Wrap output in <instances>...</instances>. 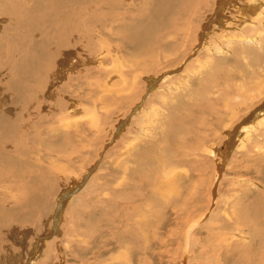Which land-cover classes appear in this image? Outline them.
Returning a JSON list of instances; mask_svg holds the SVG:
<instances>
[{
    "label": "rangeland",
    "instance_id": "374dc122",
    "mask_svg": "<svg viewBox=\"0 0 264 264\" xmlns=\"http://www.w3.org/2000/svg\"><path fill=\"white\" fill-rule=\"evenodd\" d=\"M148 1L144 0V3L140 2L139 5V1L135 0L133 6H130L132 11L137 13L136 7L139 11L138 15L135 13L132 22H137L140 15L154 13L151 0ZM216 1L184 0L179 4V9H186L192 15L190 26L193 29L199 25L198 22L208 17ZM175 2L174 0V4ZM238 2H243L238 3L239 7L244 6L245 1ZM232 11L226 13L227 20L224 21L232 23V26L227 24L228 27L218 28L219 30L226 33L230 30L232 33L238 32L233 30L238 27L233 21L239 18V14L236 15L234 9ZM253 15L257 16L258 13ZM213 17L209 18L212 20ZM163 18L161 17L160 23L165 22ZM173 25L171 23L172 28ZM169 29L171 28L159 32L162 33L161 36L158 34L160 39L166 37L165 40L167 39L169 44L178 40L180 45L170 48L171 50L162 47L161 49L167 50L168 53L155 55L150 60L145 56L149 46L144 48L145 45H139L134 49L121 44L118 47L120 42L117 36L109 41L105 40L109 43L107 45H104L105 41L101 43L103 47L98 46L96 50L93 47L90 51L95 50V52L89 54L87 59H81L82 64L78 70L70 74L65 82H60L61 87L63 83L66 87L64 88L66 93L63 91L62 95L66 96L62 98L66 108L54 111L52 102L47 101L49 104L42 102L43 109L47 106V110L42 112L43 120L37 117L40 124L34 125L36 127L30 126L29 128H32H28L29 130L25 132L26 137L13 138L22 153H11L6 156L7 159L3 157L6 161L0 159V252L5 247L3 255H0V264H27L31 261L35 264H124L125 261L126 264L128 262L130 264H239L238 261L240 264L254 263V261L250 262L252 247L248 248L249 242L245 245L241 241L246 235H251V232L260 230L257 222L264 219V153H262L264 127L259 129L260 133L258 131V134L256 133L257 135L249 140L250 142H247L246 145L249 146L245 145L242 148L240 145L241 149L237 151L238 153L235 152L228 169H225L227 168L224 167L225 165H222V168L216 167L212 151L222 143L226 137V130L231 127L230 125L224 127L227 119L222 123L218 122L219 109L222 111L226 105L224 101L215 102L218 98L213 94L214 88L210 91L212 93L205 88L206 81L209 82L210 75L213 76L209 71L206 73L210 74L205 73V76H200L202 75L200 70L199 76L190 77L192 75L188 73L190 69H200L201 65L197 66L196 62H192L196 67L191 65L190 68L188 67L189 71L185 70L186 66L197 57L202 43L179 67L181 71L177 73L185 70L183 75L176 73L177 76L168 78L166 82H162L163 80L156 82L158 85L156 84L154 88L151 87L152 83L146 86L147 80L174 68L190 53L191 41L188 39L191 37V32L185 31L177 39L174 33H171L173 29L170 31ZM213 29L215 26L211 25L209 32H213ZM116 31L120 32L115 30L113 34H116ZM14 33L19 34V32ZM146 33V31L142 32L143 35ZM183 35H187L188 39ZM158 36L156 35L157 39ZM211 36L212 34L207 37ZM223 45L227 46V44ZM144 49L146 50L142 53L141 50ZM149 49L151 50L152 47ZM70 50L77 59L75 50ZM154 50H158V47L156 49L154 47ZM200 60L204 61L206 58ZM200 60L197 62L200 63ZM77 63L80 65L79 61ZM221 64L219 63L217 67ZM225 65L233 66V61H228ZM120 72L122 77L118 75ZM167 73L169 72L161 76L164 77ZM195 76H198V80L199 77L203 78L198 81ZM189 78H193L192 85V82L189 83ZM213 78L215 81L213 84L217 85L214 86L215 89L222 87L220 83L222 78L218 75ZM105 87L109 91L108 94L104 91ZM211 94L215 96L212 97ZM2 100L0 109L4 106L10 109L11 106H7L9 98ZM144 107L149 109L145 114L151 111L147 116L144 114L146 119L142 117L147 122L144 123L138 115L140 119L136 117L138 119L135 118L130 126H123L122 134L119 133L118 126L122 119L129 114L125 121H130L135 116L133 111ZM70 109L73 111H69ZM227 110L229 111L228 107L222 111L223 115L222 112L220 113L221 119L229 116L230 111ZM0 113L5 112L0 111ZM148 117L154 119L153 121L156 120L155 124L152 121L148 122ZM146 123H150V127L145 125ZM210 125H214L215 129H210ZM218 125L221 127L219 128ZM207 127L210 128L205 129ZM222 127L228 128L224 130ZM114 130H116L114 134H111ZM2 134L1 131L0 137ZM5 138L4 134L3 141ZM146 140L152 142L146 143ZM253 143L257 145L254 146ZM211 146L215 147L211 148ZM218 152L224 150L220 149ZM13 154L14 157H11ZM216 158H219L218 155ZM214 171L215 179H213ZM221 175L225 176L223 181L220 180ZM213 180L216 184H214L216 199L215 193L212 195ZM80 183L82 186L79 190L69 196L70 200L65 201L66 206L61 208L63 217L58 226L59 233L53 236L56 237L54 240L53 237L48 240V244L42 250L45 252L42 258L46 261L42 263V258L39 257L40 261L36 259V254L35 258H32L39 234L51 229L53 224V218L47 215L48 222L46 229L43 230V226L40 225L43 221V208L48 206L54 210L56 198H59L57 196L60 194L59 196L64 197L73 185L80 186ZM138 196L141 198L139 199ZM256 208H260L261 211L256 212ZM208 212L210 214H206ZM134 214H137L136 217ZM205 215L204 222L195 228L191 238L188 239L187 230L193 222ZM142 220H145L144 224ZM263 223L264 221L260 224ZM133 226L137 228H132ZM13 232L15 236L12 235ZM18 237L22 239L19 240ZM243 248L246 250L248 248L249 251L244 249L245 252ZM122 252H125V258L128 257L129 260L128 258L121 260L124 259ZM244 257L247 258V262Z\"/></svg>",
    "mask_w": 264,
    "mask_h": 264
},
{
    "label": "bare ground",
    "instance_id": "6f19581e",
    "mask_svg": "<svg viewBox=\"0 0 264 264\" xmlns=\"http://www.w3.org/2000/svg\"><path fill=\"white\" fill-rule=\"evenodd\" d=\"M134 1L135 0H0V101L3 98L7 97V98H9V103L7 104V106L8 105L11 106L10 109H8V107L6 108L5 106L2 109H0V111L2 113L5 112L3 114L0 113V128H1V131L3 132V134L0 137V159L1 160L4 159V161H6V159L8 158V157L6 158V156L11 154V153H22L21 149L15 144L16 142L13 140V138H15V137H21L22 138L23 136H25V132H27V130L32 128V127L29 128L30 126L36 127L34 125L40 124L38 122L39 121L38 118L40 117L43 120L44 118H43L42 112H44V110L45 111L47 110V106H45V108L43 109L44 105L42 106V102L43 103H48L47 101L52 102L53 105L52 104H50V105L53 106L52 109L54 111L66 108L64 100L62 99L63 97H66L65 94H64V96H62L66 90L64 88H66V87L64 86V83L62 84V87H61L60 82L67 79L70 74L75 73L78 70L79 66H81V64H82L81 59H83V58L87 59V56L89 57V54L91 55L92 52L94 53L98 46L102 45V47H103V44H101V43H103L105 40L109 41L110 39H113L114 36L116 38V36H117V38H119V42H120V43H118V45L116 44L118 47L121 44H125L126 46L133 47L134 49H137V47L139 45H145L144 48H147L149 46L147 50L144 49L141 51L143 53V51L146 50L145 52L147 54H145V56L150 60V59L154 58L155 55L158 56V55L162 54L163 52H166L167 50L165 48H168L169 50H171L170 48H172V47L176 48L180 45V44H178V40H176L172 44H169L167 39L165 40L166 37H164L162 40L160 39V37L158 36V34H160L159 32H164L168 28L173 29V30L169 29V31L171 30V33H174L175 38H177V39H179L178 38L179 35L185 33V31H186V33L191 32V37L189 36L191 39L190 38L188 39L187 35L186 36L183 35L184 37H187V39L191 41V48L189 51L190 53L184 59H182L181 62L178 65H176L174 68L169 69V70H165V72H169V73H167L164 77L161 75H163L165 72L159 74V76H161L160 78H159V76H154V77L150 78L149 80H147L148 82H147L146 86L148 87L149 86L148 84L152 83L151 87L154 88L158 85L156 82H160L162 80H163L162 82H166V80L168 78L172 79V78H174V76H177V75L181 76V74L185 70H187L188 67L190 68V66L192 65V62L193 63L196 62L197 66H199L198 64H200L201 66H200L199 70H197L195 68L190 69V72H188V73L192 74V75H190V77H192L194 75L199 76V72L201 70L202 75H200V76H205V73L207 71H209L213 75V76L210 75L211 79L213 77H215V75L216 76L218 75L219 77L222 78V80L220 79V83L222 84L221 86L223 88L220 87L219 89H215V87H214V86H217V85H215V83L213 84V82H215L214 78H213V80L210 79L209 82H207L205 80L206 81L205 88L207 90H209V92L212 91L213 88L215 90V91L213 90V92H214L213 94H215L217 96L211 94L212 97L215 96L216 98H218V99L214 98L215 102L218 101V103H219V100L224 101L225 102L224 105H226V107H228V109L230 111L228 117L221 119V117H222L221 115H223L222 111H225V108H226L224 106L225 108L222 111H221V109H219L220 113L222 112L221 115L219 113L220 119L215 118L217 120L219 119V121H218L219 123H222L223 120L227 119L228 120L227 122L229 124H227V122L224 123V125H225L224 127H226L227 125L231 126L230 128H228L229 127L228 126L227 127L228 129L226 128L227 130L224 127H222L224 130H226V133L223 130L224 133L226 134V137H224L225 139L218 146H216V147L214 146L215 148L211 146V148H214V150L212 149L213 150L212 153L215 156L214 163L216 164V167L221 166V168H222V165L223 166L225 165L224 167H227L225 169H228L229 166L231 165V162H232V159H233L235 152H237L239 149H241L240 145H242L241 147L244 148V146L247 144V142L249 140H251L252 137H255L254 135H257L258 133H260L259 129L260 128L262 129V127H264V0H243V1H245V3L243 4L244 6H242V7L238 6V3H239L238 1L241 2V0H217L214 4V7L212 8L210 14L208 15V17L206 19H204L205 17L202 18V19H204V21H202V22L200 21L201 23L198 22L199 25H197V27L193 28V29L190 26V23L192 22V18H191L192 15L189 13L188 10L186 11V9H183V10L179 9V7H180L179 4L181 3V1L184 2V0H175L176 1L175 4H174V0H151L150 3L152 5V8L154 9L153 10L154 13L149 12V14L145 13L142 16L140 15V19L137 22H132L133 18L135 17L136 12L132 11L130 6H133ZM138 1H139V5H140V2L144 3V0L143 1L138 0ZM135 3H137V2H135ZM241 3H243V2H241ZM241 3H239V4H241ZM136 5H138V3ZM91 9H93V10H91ZM136 9H137L136 14L138 15V12H139L138 8L136 7ZM233 9H234L235 14L236 13L239 14V18H236L233 21L234 23H237V26H238V27H236V29H233V30H237L238 32L232 33L230 30V31H228V33H226L225 31H223L221 29L228 27L227 24L232 26L231 25L232 23H228V22L225 23L224 21L227 20L226 13H228L229 11L231 12ZM143 10H145V9H143ZM256 13H258V15L254 16L253 14H256ZM236 15H234V16L238 17ZM210 16H212V17L214 16L212 20H211V18H209ZM161 17H164L163 18V21H165L164 23L163 22L160 23L162 21ZM138 18L136 17V19H138ZM229 21H231V19ZM171 23L174 24L173 25L174 28L171 27ZM211 25L215 26V29H213V32L212 31L209 32ZM239 26H241V27H239ZM218 28H221V29L219 30ZM233 28H235V26ZM115 30H119L120 32L116 31V34H113V32H115ZM143 31H146L147 33L145 35H143L142 34ZM14 32H19V34H15ZM161 34H160V36H161ZM210 34H212V36L208 38L207 36H209ZM243 34H245L246 36H244ZM156 35L159 37L158 39L156 38ZM168 35H171V34H168ZM181 36H180V38H181ZM184 37H183V39H184ZM192 41H193V44H192ZM104 43H106L104 45L109 44L106 41ZM200 43H202V45ZM223 44H227V46H224ZM199 45H201V47H200V51L197 54V57H195V59L193 58L194 60L191 61L186 66L185 70H183L182 73L178 74L177 72L181 71V68H179V67L182 65V62L185 61V59H187L188 56H190L193 53V51ZM105 47L107 48V46H105ZM141 47L143 48V46H141ZM141 47H139V48H141ZM151 47H152V49L150 50L149 48H151ZM154 47H155V49L158 47V50L155 51ZM162 47H165L164 50H166V51H163L161 49ZM92 48L95 50L90 51ZM70 49L75 50V52L78 55L77 59L74 57V54L70 52L71 51ZM166 53H168V52H166ZM93 56H94V54H93ZM203 57H205L206 60H204V61L200 60L201 58L203 59ZM199 60H200V63L197 62ZM78 61L80 62V65H78V63H77ZM228 61H233V66L225 65V63ZM87 62H89V60ZM147 62H149V61H147ZM218 62L220 64L222 63L221 64L222 66L220 65L219 67H217L219 64ZM194 66L196 67V65H194ZM194 66L192 65V67H194ZM187 71H189V69ZM118 73H119V71H118ZM176 73H177V75H175ZM188 73H186L187 76L189 75ZM210 73H206V74L208 75ZM118 75L121 76V72ZM120 76H118V77H120ZM180 76H178V77H180ZM198 76L197 77L195 76L197 80H198ZM195 77H193L194 80H196ZM193 78H191V79L193 80ZM200 78H203V77H199L198 81H200ZM191 79H190L189 83L192 82ZM215 79L217 80V78H215ZM59 84H60V86H59ZM185 84H186V82H185ZM192 84H193V82L191 83V85ZM111 85H112V83H111ZM105 88H106V90H104V91L105 92L107 91L106 94H108L109 91H108L107 87H105ZM177 88H179V87H177ZM110 89L111 88H109V90ZM158 89H159V87L157 88V90ZM168 90H170V88ZM2 91L4 93H2ZM112 91L114 92V90H112ZM176 92H175V94H176ZM210 93H212V92H210ZM222 96H223V100H221ZM10 97L12 98L13 101L11 100ZM209 97H210V95H209ZM38 100H42V101L40 102ZM207 103H209V102H207ZM77 104L78 103H76V105ZM212 104H210V105H212ZM40 105H41V107H40ZM78 106H79V104H78ZM132 107L134 108V106H132ZM177 109H179V108H177ZM8 110H11V111L9 112ZM37 110H38V112H36ZM71 110L72 109H70L69 111H71ZM147 110H149V109H146L144 107L142 109H137L136 111H133L135 116L133 115L134 117L128 122L125 121V118L127 117V115H129V114H127L122 119L121 124L118 126L119 133L121 132V134H122V132H123L122 127L123 126H130L132 121H134V119L136 117H138V115H140L141 119H143L142 117L145 118L147 116V114H151L150 113L151 111H149V113L145 114V112ZM175 110H176V108H175ZM229 111L227 110V112H229ZM57 112H59V111H57ZM172 112L173 111H171V113ZM63 113H64V111H63ZM63 113H61V114H63ZM73 113H75V112H73ZM73 113H72V115H73ZM204 113H205V111H204ZM211 114H212V112H211ZM152 116H150V117L153 118ZM214 116H215V114H214ZM217 116H218V111H217ZM59 117H61V116H59ZM140 117H138V118L140 119ZM138 118H136V119H138ZM35 119H38V120H35ZM67 119H68V116H67ZM147 119H148V122L152 121V123L154 122V124L156 122V120L153 121L154 119L151 120L149 117ZM210 119H211V117H210ZM210 119L208 118V120H210ZM143 121H144V119H143ZM145 122H147V120H145L144 123ZM150 123H148V124L146 123L145 125H149L148 127H150ZM213 123H216V122H213ZM230 123H233V124L231 125ZM219 125H221V124H219ZM219 125H218V127L220 128L221 126H219ZM96 126H98V125L96 124ZM153 126H155V125H153ZM213 126L210 125L211 128L207 127L205 129H209V128L213 129L214 128ZM148 127H147V129H149ZM153 128H155V127H153ZM116 130H117V128H116ZM116 130H114L113 133H111V134H114V132ZM28 132L31 135L30 131H28ZM151 132H152V130H151ZM154 132H156V130ZM154 132H153V134H155ZM157 133L158 132H156V134ZM4 134L6 135L5 141H3ZM152 137H154V136H152ZM21 138H20V140H21ZM137 138H139V137H137ZM31 139H33V138H31ZM260 140H261V138H260ZM150 141L146 140L145 142L148 143ZM263 141H264V138H263ZM155 142L157 143L156 139H155ZM17 143H18V141H17ZM259 143H260V141H259ZM256 145L257 144H254V146H256ZM246 146H249V144ZM211 148H209V149L211 150ZM220 149H222V151L224 150V152L219 153L218 151ZM210 150H208V151L210 152ZM242 150H240V152ZM262 153H264V151ZM217 155L219 157L218 159L216 158ZM229 156H230V159L228 160ZM3 157H5L6 159ZM11 157H14V154ZM172 158H174V157H172ZM13 160H14V158H13ZM88 173H90V172H88ZM166 177H168V176H166ZM214 177L216 178L215 171H214L213 179H215ZM224 177L225 176H222L220 178V180L224 179ZM86 179H87V177L84 179V181H86ZM167 181H168V179H167ZM213 181H212V183H213L212 195L215 193V199H216L217 198V192L214 188L215 181L214 182ZM78 184L73 185L72 189L68 193H65L64 197L59 196L60 194L57 196L59 198H56V201L54 204L55 205L54 210H52L51 207H48V206L43 208V217H42L43 221L40 220V221H42V223H40V225L43 226V230L46 229L45 228L46 222H48V220L46 219L47 215H49L53 218V222L51 220V222L53 224H52L51 229L47 230L46 232L44 231V233H43L40 231L43 234H39V236H38L39 238L37 239V243H36L37 252L35 250V252L32 255V258H35V254H36V256H37L36 259H38L40 261L41 259H39V257L42 258L45 256L44 255L45 252L44 251L42 252L43 248H45L46 245L48 244V242H49L48 240H50L54 235L56 236V234L59 233L58 226H59V224L62 220V217H63L62 212H61L62 211L61 208L66 206L67 203L65 201L70 200L69 196H71L72 194L77 192L79 190V188L82 186L81 183H80V186ZM37 190H38V188H37ZM38 192L40 193V191H38ZM138 198L140 199L141 197L138 196ZM154 200H156V199H154ZM161 201H162V199H161ZM141 202H142V199H141ZM166 202L167 201H165V203ZM160 204H161V202H160ZM140 206H141V204H140ZM33 208H35V207H33ZM151 210L153 211V209H151ZM260 211H261L260 208L259 209L256 208V212H260ZM210 212H211V210H210ZM210 212H208L206 214H210ZM143 213H144V211H143ZM258 214H260V213H258ZM135 215H137V214H134V217H136ZM257 215H255V218ZM145 216H147V215H145ZM140 217H143V216H140ZM205 218H206V215L201 217L200 219L198 218L195 222L192 223L190 228L187 230V236L186 237L188 239L191 238L190 236H191L192 232L195 230V228L198 227V225L201 222L202 223L204 222ZM260 219H261V217H260ZM148 220H149V218H148ZM139 221H141V220H139ZM142 221H143L142 223L144 224L145 220H142ZM263 221H264V219L262 221L260 220V222H257V223H259V225L257 227L261 228V229L255 230V232H251L252 238H251V235H246L245 239L243 241H241L245 245L249 244L248 248L252 247L251 250L253 251V253H252V255L250 254V262L253 263V261H254L253 264H264V245H263V243H264V223L260 224ZM130 222H131V219H130ZM135 222H138V221H135ZM129 226H131V225H129ZM135 226H133L132 228H134ZM146 226H148V225H146ZM250 226H252V225H250ZM135 228H137V227H135ZM143 228H145V227H143ZM142 231L145 232L146 229L142 230ZM28 233H30V232L28 231ZM246 234H249V233H246ZM7 235H9V234H7ZM12 235L15 236V233L13 232ZM141 235H142V233H141ZM144 236H143V238H145ZM55 238L56 237H53V240ZM18 239L20 240L22 238L18 237ZM145 240H147V239H145ZM136 242H137V239H136ZM130 246H131V244H130ZM127 247H128V245H127ZM4 248H3V251H4ZM248 248H247V250L245 248H243V250L245 249L248 252L249 251ZM124 249H126V248H124ZM3 251H1L0 253H2ZM234 251H238V250H234ZM124 253H123V255H124ZM244 254H242V255H244ZM0 255H3V253ZM239 256L240 255H238V257ZM245 256H248V255H245ZM127 258H125V255H124V259L122 258L121 260H126ZM244 258H246V257H244ZM128 260H129V258H128ZM44 261H46V260L44 258H42L41 262L43 263ZM238 262L240 264V261H238ZM246 262H247V258H246ZM243 263H244V261H243ZM27 264H35V263L31 261ZM124 264H126V261L124 262ZM127 264H130V263L128 262ZM244 264H246V263H244Z\"/></svg>",
    "mask_w": 264,
    "mask_h": 264
}]
</instances>
